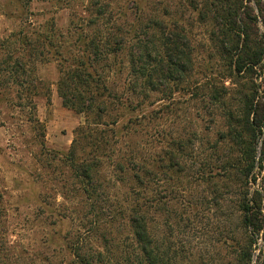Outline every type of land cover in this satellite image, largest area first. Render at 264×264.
Returning a JSON list of instances; mask_svg holds the SVG:
<instances>
[{
    "label": "rangeland",
    "instance_id": "1",
    "mask_svg": "<svg viewBox=\"0 0 264 264\" xmlns=\"http://www.w3.org/2000/svg\"><path fill=\"white\" fill-rule=\"evenodd\" d=\"M90 1L30 0L22 8L16 0H0V38L25 26L26 21H33V27L39 30L54 29L56 43L73 45L76 25H85L84 21L91 17L92 11L87 10ZM128 1L120 3L126 7ZM204 1L197 0L196 5L190 0L142 1V22L152 16L169 24L173 20L179 23V31L187 35L193 49L192 66L181 82L171 81L159 89L163 94L153 93L141 124L133 122L128 131L121 129L120 124L107 137L108 147L117 150L115 158L111 157L113 161L103 158L105 163L94 174L95 186L106 194L96 207L101 216L95 215L97 212L87 205L86 199L68 191L78 186L63 159L76 130L86 123V115L63 105L57 87L59 57L50 55L34 64L35 74L42 81L34 109L17 105V87L0 88V264H69L72 256L67 250V236L76 237L80 232L94 237L105 230L113 231V235L125 240L130 235L127 218L117 213L129 207L133 184L128 176L123 177L122 184L118 182L122 176L118 178L115 164L117 156L133 161V153L145 158L153 173L146 184V217L151 236L163 248L171 247L177 253V264H229L235 246L229 232L240 221L245 180L236 168L229 166L232 159L241 157L240 145L230 141L224 110L210 100L208 92L226 91L225 100L240 116L244 107L239 101L244 93L255 94L254 109L257 104H264V71L252 76L251 91L245 85L250 79L237 82L226 77L224 61L210 39L212 31H218L213 14H200L205 10ZM110 2L118 9V19L119 0ZM246 4L253 7L259 34H264L256 0ZM99 22L84 27L85 32H105L110 24ZM119 22L138 23L130 11ZM128 39L126 49L102 64L108 85H117L121 90L131 81L128 52L135 41L130 36ZM119 67H126L124 73H116ZM133 114L136 115L128 113ZM258 140L257 161L264 149V127ZM80 141L86 146L85 138ZM80 155L88 157L87 151ZM173 156L177 159L174 162ZM254 173L258 180L250 184V198L261 189L264 169L261 171L259 162ZM95 224L98 228L92 230ZM261 249L264 250V231L258 238L253 264L258 262Z\"/></svg>",
    "mask_w": 264,
    "mask_h": 264
},
{
    "label": "trees",
    "instance_id": "2",
    "mask_svg": "<svg viewBox=\"0 0 264 264\" xmlns=\"http://www.w3.org/2000/svg\"><path fill=\"white\" fill-rule=\"evenodd\" d=\"M142 1L129 0L125 7L119 0L117 19L118 9L112 7L110 0H91L87 9L92 11L91 17L84 21L85 25H76L77 38L70 46L56 43L54 29L39 30L33 27V21H26L25 26L0 38V50L4 51L0 57V88L17 87L14 90L15 97L17 105L22 108L34 109L36 106L34 99L42 83L35 74L36 61H45L50 55L59 57L60 78L57 87L63 105L86 115V123L76 130L72 146L63 159L69 167L71 179L78 186L68 191L86 199L93 212H97V204L106 196L105 190L95 186L94 174L105 163L103 158L113 161L111 157L117 150L108 147L107 137L110 133L114 134L120 124L119 127L127 131L133 122L141 124L146 118L145 106L153 93L163 94L164 91L159 90L162 85L171 81L181 82L192 66L193 49L187 35L179 31V23L173 20L169 24L152 16L142 22ZM190 1L193 5L197 3V0ZM250 1L205 0V10L200 12L203 16L213 14L212 19L218 31H212L210 39L224 61L226 77L235 78L237 82L250 79L249 84L245 83L247 91L252 90V76L259 70L264 71V34H259L258 17L253 13V7L246 4ZM29 2L26 0L23 4V0H16L22 8ZM256 3L264 26V0H256ZM128 11L132 12L138 23L119 22ZM99 21L102 25L111 26L105 32L100 29L92 35L85 32L84 27L89 28ZM129 36L130 40L135 41L131 52H128L131 81L126 83L127 88L121 90L117 85H108V76L102 64L120 50L126 49ZM123 68L116 69V73H124L126 67ZM225 90L227 87H224ZM225 93L213 90L212 93L208 92V96L224 110L223 118L230 141L236 146L240 145L241 157L232 159L229 166L236 168L245 180V190L239 205L240 221L237 228L229 232V239L235 246L228 263L253 264L257 241L264 231V177L261 189L255 190L250 198V184L258 180V174L254 173L256 162H259L261 171L264 169V149L260 160L256 159L257 142L263 134L264 104H257L254 109L255 94L246 92L240 96L239 102L243 103L244 109L238 116L229 101L225 100ZM121 110L126 113L122 115ZM130 112L136 115L129 116ZM121 119H124L123 123ZM109 126L112 129H108ZM247 137L249 139L245 140ZM83 138L86 146H83L84 143L81 145L80 140ZM84 151H87V158L80 155ZM89 157L92 159L88 162L86 159ZM131 157L135 159L130 162L127 158L117 156L115 164L118 178L122 176L118 179L119 183L124 182L123 177L132 179L129 207L117 213L127 218L130 235L124 240L113 235V231L105 230L94 237L86 232H80L76 237L67 236V250L72 256L69 264H177V253L171 247L163 248L162 243L151 236L148 228L146 184L153 173L147 168L145 158L138 153H133ZM156 158L152 161L155 162ZM173 159V162L177 160L175 156ZM97 214L101 216L100 211ZM95 225L92 230L98 228V224ZM256 264H264L262 249Z\"/></svg>",
    "mask_w": 264,
    "mask_h": 264
}]
</instances>
